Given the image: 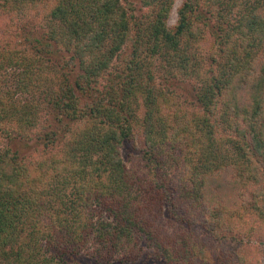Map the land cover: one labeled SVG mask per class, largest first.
Segmentation results:
<instances>
[{"label": "trees", "instance_id": "obj_1", "mask_svg": "<svg viewBox=\"0 0 264 264\" xmlns=\"http://www.w3.org/2000/svg\"><path fill=\"white\" fill-rule=\"evenodd\" d=\"M174 4L0 0V264L264 263V0Z\"/></svg>", "mask_w": 264, "mask_h": 264}, {"label": "rangeland", "instance_id": "obj_2", "mask_svg": "<svg viewBox=\"0 0 264 264\" xmlns=\"http://www.w3.org/2000/svg\"><path fill=\"white\" fill-rule=\"evenodd\" d=\"M184 0H175V4L173 7V11L170 17L169 24L170 26H174L177 23V11L181 7L182 3ZM187 91V90H186ZM187 92H184L183 96L186 95ZM144 143L140 138H137L136 143L133 142H127L124 149H123V156L128 164V166L136 167V168H141L143 171H146L147 169L144 167L145 166V161L143 160L142 154L144 150ZM83 264H97L95 261H83ZM264 264V263H263Z\"/></svg>", "mask_w": 264, "mask_h": 264}]
</instances>
